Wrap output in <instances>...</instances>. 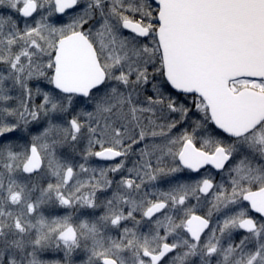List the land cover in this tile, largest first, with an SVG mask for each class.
<instances>
[{
    "label": "snow or ice",
    "instance_id": "snow-or-ice-1",
    "mask_svg": "<svg viewBox=\"0 0 264 264\" xmlns=\"http://www.w3.org/2000/svg\"><path fill=\"white\" fill-rule=\"evenodd\" d=\"M0 264H264V0H0Z\"/></svg>",
    "mask_w": 264,
    "mask_h": 264
}]
</instances>
